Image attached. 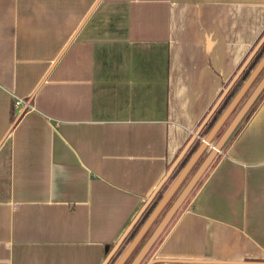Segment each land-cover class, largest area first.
<instances>
[{"label": "crops", "instance_id": "crops-1", "mask_svg": "<svg viewBox=\"0 0 264 264\" xmlns=\"http://www.w3.org/2000/svg\"><path fill=\"white\" fill-rule=\"evenodd\" d=\"M263 34L264 0H0V264H104ZM226 140L145 264H264V93Z\"/></svg>", "mask_w": 264, "mask_h": 264}, {"label": "water", "instance_id": "water-1", "mask_svg": "<svg viewBox=\"0 0 264 264\" xmlns=\"http://www.w3.org/2000/svg\"><path fill=\"white\" fill-rule=\"evenodd\" d=\"M264 64V54L261 56L257 64L254 66V68L249 73L248 77L244 80L240 88L237 90L233 98L230 100V102L227 104V106L224 108V110L221 112L215 123L212 125L206 136L201 140L199 146L197 149L193 152V154L190 156V158L187 160L185 165L181 168V170L178 172V174L175 176L174 180L171 182L167 190L164 192L160 200L156 203L146 220L143 222L141 227L138 229V231L135 233L129 244L126 246V248L123 250V252L120 254L118 259L115 261L114 264H122L128 254L132 251L134 246L138 243L144 232L147 230L155 216L158 214L159 210L162 208V206L165 204V202L170 198V196L174 193L178 185L180 184L181 180L189 170V168L192 166L194 161L198 158V156L201 154V152L209 145L211 142L213 136L216 134L217 130L219 129L220 125L226 118V116L231 112V110L234 108V106L238 103L239 99L241 98L244 91L247 89L249 84L252 82V80L255 78L257 73L259 72L260 68ZM264 87V74L258 81V83L255 85L253 90L249 93L247 98L244 100V102L241 104V106L238 108L236 113L234 114L233 118L227 125V127L223 130V132L219 135L217 140L214 142V144L211 146L209 152L205 155L202 162L199 164L197 169L194 171L192 176L189 178V180L186 182V184L183 186V188L179 191V193L174 198L171 205L168 207L164 215L160 218L148 238L145 240V242L142 244V246L139 248L136 255L133 257L131 262L129 264H138V262L141 260V258L144 256L146 251L149 249V247L153 244V242L156 240L160 232L163 230L165 225L170 220L171 216L174 214L180 203L183 201V199L186 197V195L189 193L197 179L200 177L210 160L213 158V156L216 154V152L219 151L222 144L225 142V140L228 138L231 131L234 129L236 124L239 122L242 115L245 113L247 108L251 105L255 97L259 94L261 89Z\"/></svg>", "mask_w": 264, "mask_h": 264}, {"label": "rangeland", "instance_id": "rangeland-1", "mask_svg": "<svg viewBox=\"0 0 264 264\" xmlns=\"http://www.w3.org/2000/svg\"><path fill=\"white\" fill-rule=\"evenodd\" d=\"M263 74H264V64L260 68V70L257 73V75L255 76V78L249 84V86L247 87V89L242 94V96L239 99L238 103L234 106V108L231 110V112L226 116V118L224 119V121L220 125L219 129L217 130L216 135L213 136V138H212L211 142L209 143V145L204 149V151L201 152V154L198 156V158L194 161V163L189 168V170L187 171V173L185 174V176L181 180L180 184L178 185V187L176 188V190L174 191V193L170 196V198L165 202V204L159 210L158 214L155 216V218L153 219V221L151 222V224L149 225V227L147 228V230L144 232V234L142 235V237L140 238V240L138 241V243L134 246V248L132 249V251L128 254V256H127L126 260L123 262V264H129L130 261L133 259V257L136 255V253L138 252L139 248L142 246V244L148 238V236L150 235V233L152 232V230L154 229V227L156 226V224L158 223V221L160 220V218L164 215V213L166 212V210L168 209V207L173 202V200L176 197V195L183 188V186L186 184V182L192 176V174L197 169V167L199 166V164L202 162L203 158L205 157V155L207 154V152L210 150L211 146L214 144V143H212L214 141V139L218 138V136L227 127V125L229 124V122L233 118V116L236 113V111L238 110V108L241 106V104L247 98V96L249 95V93L253 90V88L258 83V81L263 76ZM263 93H264V87L261 89V91L255 97V99L253 100V102L251 103V105L247 108V110L245 111V113L242 115V117L240 118L239 122L236 124V126L234 127V129L229 134L230 136H228L227 140L229 139V137H231V135L233 136V134L236 133V131L238 130V128L249 117V115L251 114V112L253 111V109L255 108V106L257 105V103L259 102V100L261 99V96L263 95ZM201 140H202V138H201ZM194 141H193V143H194ZM195 145H197V144H195ZM191 146L192 145H189L187 149L185 147L180 152V154H178L176 156V158L174 159V162H173L172 167H169L168 174L166 175L165 179L160 184V187L156 190V193L148 200V202L142 207V209L140 210V213H138V215L135 216L134 220L132 221V223L130 224V226L128 227V229L124 233V235L121 237V239L118 241V243L115 244V247L110 250L109 256L105 260L104 264H114L115 261L118 259V257L120 256V254L123 252V250L126 248V246L131 241V239L128 240L127 238L129 236V234L131 233V231H133L136 228L137 223H138L139 218L141 217L142 213L145 211V209L147 208V206L151 203V201L155 198V196L159 192H162V194H164V192L167 190V188L169 187V185L171 184V182L174 180V178L178 174V172L173 177V179H171V181H169L170 176L171 175H174L175 172L179 169L178 163H179L180 158L190 149ZM198 146L199 145H197V147ZM180 170H181V168L178 171H180ZM205 171H206V169L203 171V173ZM201 177L199 178V180L196 181V183L194 184L193 188L197 186L198 181L201 180ZM192 190H191V192H192ZM191 192H189L186 195V197L183 199V201L180 203V205L178 206V208L176 209V211L174 212V214L171 216V218L168 221V223L165 225V227H164L163 231L161 232V234L159 235V237L155 240L154 244L158 241V239L160 238V236L163 233H165V230H167L168 227L172 224V222L175 220L177 214L186 206V204H187V202L189 200L188 198H189L190 194L192 195ZM137 231H138V229H137ZM154 244L149 247V249L146 251V253L141 258V260L139 261L138 264H145V262L149 259V257L151 256V254H152V252L154 250V248H153L154 247Z\"/></svg>", "mask_w": 264, "mask_h": 264}, {"label": "trees", "instance_id": "trees-1", "mask_svg": "<svg viewBox=\"0 0 264 264\" xmlns=\"http://www.w3.org/2000/svg\"><path fill=\"white\" fill-rule=\"evenodd\" d=\"M258 41H259L258 44L256 43L257 46H255L256 44H254L255 47H254L253 52L249 55V57L246 60L242 61V63L240 64V67L238 68L237 74L234 76L232 82L229 84L227 88H224L222 90L220 94V98L217 100V102L215 103L211 111L209 112L208 117H206L203 123V127L201 129V134L203 136H206V134L208 133L212 125L215 123V121L217 120L221 112L224 110V108L233 98V96L235 95L237 90L240 88L244 80L248 77L251 70L254 68V66L257 64L261 56L264 54V34L262 35L261 39ZM197 145L191 146L190 149L180 158L179 163H178L179 169L185 165L189 157L193 154V152L197 148ZM178 170L175 172L174 175L170 176L169 181H171V179H173V177L177 174V172H179ZM155 193L156 191L154 192V194ZM162 195H163L162 192H159L155 196V198L151 201V203L147 206V208L145 209V211L142 213L141 217L139 218L136 228L133 231H131V233L129 234L127 238L128 240L133 238V236L137 232V229L141 227V225L146 220V218L148 217V215L150 214V212L152 211L156 203L160 200Z\"/></svg>", "mask_w": 264, "mask_h": 264}, {"label": "built area", "instance_id": "built-area-1", "mask_svg": "<svg viewBox=\"0 0 264 264\" xmlns=\"http://www.w3.org/2000/svg\"><path fill=\"white\" fill-rule=\"evenodd\" d=\"M13 107L19 109L28 107V104L26 102H24L23 100H21L20 98H14L13 102H12Z\"/></svg>", "mask_w": 264, "mask_h": 264}]
</instances>
